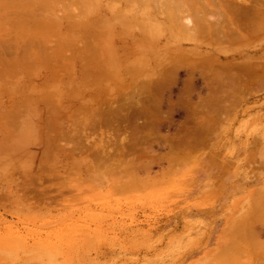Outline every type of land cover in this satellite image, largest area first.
Segmentation results:
<instances>
[{"label":"rangeland","instance_id":"obj_1","mask_svg":"<svg viewBox=\"0 0 264 264\" xmlns=\"http://www.w3.org/2000/svg\"><path fill=\"white\" fill-rule=\"evenodd\" d=\"M4 1L0 0V11H2L0 12V29L2 30L0 31V52L2 51L0 54V119L3 118L0 120V129L6 130L5 121H10L9 126L14 122V128L13 125L10 126L11 132H15L18 136L8 138V134H11L9 130L5 131L7 136H3L4 132L0 133V147H3L0 148V196L3 197L6 194L12 196L11 201L9 196L8 198L4 196L8 199L7 201L4 197H0L3 200L0 199V255L3 262L1 264H224L219 261L221 257L224 258L233 252L239 255L238 249L240 250L244 244L248 246L246 241L239 239L240 233L245 225L256 218V214L264 204V75L261 79L257 78V81L255 79V82H251L254 83L252 87L248 84L246 86L248 89L244 88L243 92L246 94L243 92L242 96L231 94L232 97L221 95L222 98L218 97L220 94L224 95V92H220L218 96L216 92L210 93L209 91L212 90L208 89L207 80L194 75L197 78L196 91L184 93V90L178 88L179 90L156 94L159 96H157L159 99L155 100L156 103L150 100L147 101L151 104L146 103L140 99L142 95L132 91L127 84L142 82L152 75V68L156 65L167 64L166 51H156L153 48L155 38H159L157 40L159 42L162 41L161 46L167 43L166 39L170 38V32L164 31L166 27L163 24L150 21V14L154 7L152 2L151 5L148 3L149 6H140L143 2H139L138 5L136 2L133 6L135 8L127 7L128 12L126 11L125 15L120 10L125 11L127 5L122 6L119 2L108 0ZM42 1L44 3L48 1L49 6L41 4ZM259 2L264 5V0ZM30 3L32 5L36 3V5L33 7ZM104 9L111 11V14H105ZM124 15L130 17V20L122 23ZM42 22L52 26L48 25L49 28H46L45 24H40ZM29 32L33 35H28ZM84 33L89 34L85 36L88 39H84ZM115 33L137 35L138 40L132 46L136 55L130 56L126 61L115 58L111 46L116 39ZM21 34L24 35L20 36ZM36 35L39 40L35 39V41L33 38H37ZM92 38L94 40L91 41ZM89 42L92 43L89 45ZM63 43L66 44V48L65 52L61 53L65 47ZM84 44L85 49H83ZM87 46L93 47L87 50ZM57 47H60L58 48L60 51ZM183 47L189 53L196 52L195 45L191 42H184ZM43 50L49 53L46 55L42 52ZM245 50H247V57H256L259 59V64L261 63V66L263 64L262 67H264V34L253 41L251 46H231L220 55V59L217 57L215 59H219L218 61L224 65H234L244 61L245 53L242 52ZM147 51L153 54L146 55ZM208 51L210 50L204 48L202 53L210 55L212 50ZM54 52L60 57L58 55L57 58ZM120 52L123 51L120 50ZM41 54L46 55L48 59L52 57V63L50 59H44ZM87 56H90L89 59ZM52 64L54 67L57 66L54 68L55 71L52 69ZM121 66L131 67L133 71L128 75L120 68ZM118 67L119 70H117ZM189 75L192 76L187 74L185 69L181 70L180 82L184 83L193 79V76L190 78ZM187 97H191L192 100ZM208 97L212 100L208 101ZM130 98H132L131 102H139L141 108H149V111L152 109V112H156V115L153 113L154 116L151 114V118L144 115L137 116L140 123L144 120L143 124L146 121L155 122L154 146H152L155 153L148 158L150 164L147 162L148 166L143 168L139 175L134 176V179L123 171L122 175L118 176V174L112 175L105 173L104 170L103 173L100 172L101 169L90 167L86 162L90 158L89 155H85V157L88 156L86 158L83 154L82 156L76 154L73 157L68 155L66 159L63 158L66 154L49 152L48 149L43 150V145L40 146L51 140V137L48 139L44 137L46 130V135L51 136L53 134L48 132L55 131L54 125L63 123L64 126H68L66 124L70 122L72 125V119L66 120L67 113L71 114V111L67 110L72 109V113H75L72 116L68 114L69 118L70 116L75 118L78 114L77 116H81V119L82 114L87 110L85 113L88 114H86L88 118L84 117V113L85 119L78 120L84 124L91 119L89 114L95 111L91 108L100 110V113L97 110L95 113V116L99 117L102 109L109 110L108 106L109 108L118 107L125 102V99L130 101ZM215 98L219 99L216 104L212 102ZM70 105L73 107H69ZM201 105L210 109L200 108ZM81 107L87 109L83 112L84 108L79 109ZM75 109L82 111V114L78 110L79 113H76ZM130 110L126 107L123 113L132 116L130 118L133 121L135 120L134 111ZM135 111L140 110L137 108ZM4 112L10 115L9 119L7 115H3ZM222 115L223 117H219ZM95 116L93 115L92 118L96 119ZM77 118L73 123L78 125ZM44 120H49L45 122L46 124L52 120L50 122L54 123L52 128L50 124V126L47 125L49 129L44 128L41 122ZM121 124L126 125L127 122L122 121ZM9 126L8 129H10ZM55 132L58 133L57 130ZM124 135V130L120 131L119 138H123ZM180 135L186 139L182 141L183 143L181 142L182 144L186 141H189L186 142L187 144H193L192 147L190 146L193 154L187 151L189 156L184 155L183 152H186L184 145L179 146L178 150L181 148L182 152L178 156L179 159L176 158L181 163L179 165L174 159L171 163L166 154L171 148L174 151V145L171 147V142L168 143L170 139H179ZM165 139H168V142ZM65 140L59 141L61 142L59 144L64 145ZM25 147V151L22 150ZM51 153L54 157V160L52 157L53 161L47 157L52 156ZM180 158L182 161H179ZM174 162L177 166L172 170L170 163L173 165ZM63 164H65L64 167H62ZM37 166L47 168L40 170ZM46 170L48 172H45ZM164 170L168 172L165 174ZM31 172L34 175L32 174L30 179ZM38 172H43L44 175L40 174V176L43 175L40 177ZM58 173H61L60 177L75 175L76 181L78 177L84 178L85 181L81 187L84 189L85 186H89L90 190L86 188L84 197L78 195V198L72 200L71 197L70 200L59 199L57 196L59 193L57 192L56 195L57 190L53 187L51 191L54 195L52 196H57L58 201L52 200L55 199L52 196L50 197L52 201L47 202L43 199L44 204L34 201L35 199L32 200L33 204L28 200L30 198L22 200L23 191L20 185L23 182L28 184V179L29 184L34 183L35 175L38 176L36 179L39 178L41 181L44 177V181L47 178L51 180L54 175L59 176ZM65 180L66 183H71L72 179ZM131 181L134 183L141 181V184L136 182L135 185ZM47 183L50 184L46 181ZM31 191L35 192L33 189ZM262 223H258L255 231L258 239L264 242ZM245 233L241 234L245 235ZM250 240L253 245L252 239ZM234 246H237L238 249L235 248L237 251L229 253L228 251L235 250ZM223 252L226 255L219 257ZM244 253H246L245 249ZM244 255L250 259L249 253ZM244 255H240L241 258ZM231 257L228 256V261L233 259ZM243 258L247 259L245 256Z\"/></svg>","mask_w":264,"mask_h":264},{"label":"bare ground","instance_id":"obj_2","mask_svg":"<svg viewBox=\"0 0 264 264\" xmlns=\"http://www.w3.org/2000/svg\"><path fill=\"white\" fill-rule=\"evenodd\" d=\"M1 1H4V0H1ZM109 2H112V1H115V2H119L123 5H127L126 8H125V11L123 10H120L122 14H125L128 12L126 9L127 7L133 9L135 7H133L134 5H136V2L137 5L140 4V6H145V5H148L152 2V5H154V9L152 8V11H151V14H150V21L156 23H161L163 24V26L166 27V29L164 30L165 32L166 31H169L170 33V38L166 39L167 40V43L163 44L161 46V42L162 41H157L159 38H155V45H154V48L156 51H166V58L168 61H167V64L165 63V65L163 63H159V65H156L155 68H152V75L150 77H148L147 79H145L144 81L142 82H135L133 83L132 85H129L127 84V87H130L132 91L136 92V93H139L142 95V97L140 98L141 100H144L146 103L150 100V101H155V100H158L159 96L157 97L156 94H160V93H165V92H168V91H171V90H175V89H180V90H184V93L185 91H196L195 90V87H196V81H197V78H204L207 80V86H208V89L209 90H212V91H209L210 93L213 94V92H216V95L218 96L221 93L224 92V95L223 94H220V96L218 98L221 97V95L224 97L227 95V97H232L231 94H234V95H240L242 96L243 93L246 94V92H243L244 91V88L249 84L250 86L249 87H252L251 85L254 84V83H251V82H255L259 79L262 78V76L264 75V67L263 64L262 66L259 64L258 60L256 57L254 58H250V57H247L246 56V52L247 50L243 51L242 53H245V57L244 58V61L243 62H240V63H234V65L232 63H229V64H232V65H224V64H221L218 60L220 59V55L221 54H224V52H226L225 50H228L229 47L231 46H237V45H244V46H251V43L253 41H255L256 39H258L259 37H262V34H264V5L261 4L259 2V0H108ZM5 2V1H4ZM4 2H1V3H4ZM18 2V0H17ZM140 2V3H139ZM44 2L42 1L41 4H43ZM149 3V4H148ZM32 5V3H30ZM41 4H39L41 6ZM48 4V1L44 3V5L47 6ZM50 4V3H49ZM48 4V6H49ZM120 4V5H121ZM36 5V3H35ZM34 4L32 5L33 7L35 6ZM71 5V3H70ZM151 5V4H150ZM157 5V6H156ZM38 6V5H37ZM40 6L38 7V9L40 8ZM47 6V7H48ZM68 6V5H67ZM146 6V7H148ZM156 6V8H155ZM21 7V6H20ZM24 7H27V6H24ZM41 7H45V6H41ZM46 7V8H47ZM70 7V6H69ZM68 7V8H69ZM139 7V6H138ZM17 8V6H16ZM61 8V6L59 7ZM66 9V6L64 7ZM5 9V8H4ZM3 9V10H4ZM21 9H23L21 7ZM121 9V8H120ZM6 10V9H5ZM41 10V9H40ZM67 10V9H66ZM105 10V9H104ZM129 10V9H128ZM146 10V9H144ZM17 11V10H16ZM127 11V12H126ZM150 11V10H149ZM2 12V11H0ZM45 12V11H44ZM48 12V11H47ZM66 12V11H65ZM105 14H111V11L108 12L107 10L104 11ZM140 12V11H138ZM147 13L145 11H142V13ZM70 13V12H69ZM10 14V13H9ZM13 15V13H11ZM18 14V13H17ZM16 14V15H17ZM20 15V14H18ZM114 14L112 13V16ZM123 16L122 17V23H125L126 21H129L130 20V17L128 18L127 16ZM10 16V15H9ZM27 16V14H26ZM122 16V15H121ZM12 17V16H11ZM120 17V16H119ZM22 18V17H21ZM100 18V17H99ZM5 19H7L5 17ZM17 19V18H16ZM103 19V18H102ZM18 20V19H17ZM160 20H162L160 22ZM6 21V20H5ZM4 21V22H5ZM116 21V20H115ZM15 22V21H14ZM18 23V22H17ZM36 24V23H35ZM41 25L45 24L47 26L44 25V27L46 28H49V26L51 27L52 25H49V24H46L44 22L40 23ZM53 24V23H52ZM40 25V26H41ZM49 25V26H48ZM114 25V24H113ZM159 25V24H158ZM28 26V25H27ZM39 26V27H40ZM1 27V26H0ZM8 27V26H7ZM33 27V26H32ZM42 27V26H41ZM14 28V27H13ZM162 28V26H161ZM3 29V28H2ZM9 29V27H8ZM39 29V28H38ZM42 29V28H41ZM44 29V28H43ZM16 30V29H15ZM34 30V29H33ZM0 31L2 32V30L0 29ZM5 31V29H4ZM11 31V30H10ZM40 31V30H38ZM7 33V32H6ZM16 33V32H15ZM24 33V32H23ZM57 34V33H56ZM85 34V33H84ZM2 35V34H1ZM24 34H21L20 36H22ZM28 35H33V33L31 34L29 32ZM41 34H39L40 36ZM86 35H89V34H85L83 35L84 36V39H88V37H85ZM19 36V35H18ZM27 37V34L25 35ZM38 35H36L37 37ZM48 36V35H47ZM46 36V37H47ZM91 36V34H90ZM89 36V38H90ZM94 36V35H93ZM115 36H116V39L112 42V48H113V52H114V56L117 60H122V61H126L127 59H129L130 56H134L136 55V52L134 51V49H132V46L135 45V43L137 42V35L134 33V34H124V33H115ZM6 37V36H5ZM11 37V36H10ZM24 37V36H23ZM25 37V38H26ZM43 37V36H42ZM41 37V38H42ZM55 37V36H54ZM58 37V36H57ZM92 37V36H91ZM32 38V37H31ZM94 38V37H93ZM91 39L94 40V39ZM167 38V36H166ZM22 39V38H21ZM30 39V38H29ZM34 40L38 39L37 38H33ZM10 40V39H9ZM35 40V41H36ZM39 40V39H38ZM41 40V39H40ZM43 40H44V37H43ZM42 40V41H43ZM17 41V40H16ZM65 41V40H64ZM63 41V42H64ZM14 42V41H13ZM19 42V41H18ZM30 42V40H29ZM40 42V41H38ZM44 42V41H43ZM60 42H62V40H60ZM82 42H84V40H82ZM159 42V43H158ZM184 42H191L195 45V48H196V52L194 53H189L187 52L186 49H184L183 47V44ZM47 43V42H46ZM88 43V42H87ZM92 43V42H91ZM89 42V45L91 44ZM161 43V44H160ZM6 44V42H5ZM4 44V45H5ZM10 44V43H9ZM8 44V45H9ZM35 45H37L36 43H34ZM41 44V43H40ZM65 44V43H63ZM62 44V46H63ZM72 44V43H70ZM70 44H67V45H70ZM86 44V43H85ZM85 44L83 45L85 49ZM7 45V46H8ZM13 45V44H12ZM43 45V44H42ZM87 45V44H86ZM15 46V45H14ZM13 46V47H14ZM38 46V45H37ZM44 46V45H43ZM48 46V45H47ZM58 46V44H57ZM59 46H61V44L59 43ZM74 46V45H73ZM72 46V47H73ZM16 47V46H15ZM88 47V46H87ZM93 47V46H92ZM88 47L87 50L89 49H92ZM6 48V47H5ZM12 48V47H11ZM46 48V47H44ZM60 49V47H57V49ZM64 49L61 50V53L65 52V48H66V44H65V47H63ZM204 48L208 49V50H212V52H210V55L208 54H203V50ZM42 49V48H41ZM49 49V48H48ZM58 49V50H59ZM47 50V49H46ZM50 50V49H49ZM58 50L55 52H58ZM123 51L122 53L120 52ZM257 51V49H255ZM26 51V50H25ZM31 51V50H30ZM53 51V50H52ZM51 51V52H52ZM60 51V50H59ZM2 52V51H1ZM0 52V54H1ZM5 52V51H4ZM16 52V51H15ZM29 52V51H28ZM43 53H45V51L43 50L42 51ZM47 52V51H46ZM54 52V54H56ZM11 53V52H10ZM13 53V52H12ZM25 53V52H24ZM23 53V54H24ZM49 53V52H47ZM47 53H45L47 55ZM26 54V53H25ZM30 54V53H29ZM92 54V53H91ZM89 54V55H91ZM97 54V52H96ZM122 54H123V58L122 57ZM151 55L153 54V52H149L147 51L146 52V55ZM28 55V53L26 54ZM25 55V56H26ZM43 55V54H41ZM40 55V56H41ZM46 55H43L44 56V59L48 57ZM59 55V54H58ZM58 55L56 54L57 58H58ZM86 55V54H85ZM95 55V53L93 54ZM19 56V55H18ZM17 56V57H18ZM49 56V55H48ZM53 56V55H52ZM55 57V55H54ZM54 57H53V60H54ZM60 57V55H59ZM88 57V56H87ZM90 57V56H89ZM88 57V59H89ZM215 57L219 58V59H215ZM20 58V57H19ZM30 58V57H29ZM66 58V57H65ZM241 58V59H243ZM21 59V58H20ZM51 63H52V57L49 58ZM48 59V60H49ZM87 60V59H86ZM14 61V60H13ZM21 62V61H19ZM152 62V61H151ZM50 64V62L48 63ZM54 64V63H53ZM52 64V65H53ZM57 64V62H56ZM55 64V66H56ZM96 64V63H95ZM163 64V65H162ZM3 65V64H2ZM10 65V64H9ZM99 65V64H97ZM104 65V64H103ZM59 67V66H58ZM61 67V66H60ZM104 67V66H103ZM54 68H57L54 67L53 65V70ZM100 68V67H99ZM115 68V67H114ZM120 68H122V70L126 73H128V75L131 74V72L133 71V69H131V67H124V66H121ZM183 69L186 70L187 74H192L193 76V79H189L187 81H184V83L180 82L179 80V76H180V71ZM56 70V69H55ZM54 70V71H55ZM99 70V69H98ZM115 70V69H114ZM119 70V67L118 69ZM121 70V71H122ZM52 71V70H51ZM59 72V70H57ZM64 71V70H63ZM106 72V71H105ZM116 72V71H115ZM84 73V72H83ZM52 75V73H51ZM57 75V74H56ZM88 75V74H87ZM194 75H196V77H194ZM64 76V75H63ZM89 76V75H88ZM190 76V75H189ZM192 76H190V78H192ZM55 77V76H53ZM194 78H196L194 80ZM86 79V78H85ZM256 79V80H255ZM194 80V81H193ZM255 80V81H254ZM263 80V79H262ZM85 82V81H84ZM203 82V81H202ZM70 83V82H69ZM251 83V84H250ZM260 84V82H258ZM84 84V83H83ZM248 89V87H246ZM178 89V90H179ZM200 89V88H199ZM198 89V90H199ZM203 89V88H201ZM119 90V88H118ZM239 91V92H238ZM247 91V90H246ZM101 92V91H100ZM203 92V91H202ZM200 92V93H202ZM218 92V94H217ZM238 92V93H237ZM243 92V93H242ZM191 93V92H190ZM198 93V91H197ZM208 93V91H207ZM105 94V93H104ZM132 94V93H131ZM211 94V95H212ZM230 94V95H229ZM100 95V94H99ZM109 95V94H107ZM134 95V94H133ZM131 96L130 97H134V96ZM140 95V96H141ZM162 95V94H161ZM186 95V94H185ZM190 95V94H189ZM188 94L186 96H189ZM194 95V94H193ZM208 95V94H207ZM210 95V94H209ZM198 96V95H197ZM201 96V94H200ZM239 96V98H240ZM30 97V96H29ZM94 97V96H93ZM113 97V96H111ZM117 97V96H116ZM115 97V98H116ZM203 97V95H202ZM25 98V97H24ZM73 98V97H72ZM121 98V97H120ZM163 98V97H162ZM186 98V97H185ZM188 98V97H187ZM191 98V97H189ZM188 98V99H189ZM199 98V97H198ZM204 98V97H203ZM211 97H208V101H211L212 98L210 99ZM222 98V97H221ZM242 98V97H241ZM29 99V98H28ZM40 99V98H39ZM96 99V98H94ZM131 99L130 98V101H128V99L126 100L125 99V102L124 103H121V105H119L118 107H110L109 106L107 107L109 110H105L102 109V113L99 117H96L95 116V113H97V111L100 113V110L97 109H92L91 110H95L93 111V113H90L92 115L89 114V116H91L88 120V122L84 123L83 122H80L82 119H85L87 117V113H85L87 110V108H84V107H81L79 109H83V112L84 113L82 114V111L80 112L79 109H75L76 110V113L79 111L81 114H82V119H81V116L78 117L77 115H75L77 118V122H79V124L77 125V123H73L74 119L75 118H72L71 116L74 115L75 113H72V109L70 110L69 107H71L72 105H70L68 107L69 110L67 111H71V114L70 113H67V117L64 116L67 119H72V125H71V122L69 124H66L68 126H64V124H59L58 125H54L56 126V128L54 127L53 129H55V131L57 130L58 133L56 134L55 131V134L53 132H48L50 134H53V135H46L47 133V130H46V133H45V136L47 139L50 138L51 140H48L46 141L44 144L42 143L40 146L43 147V150H47L49 152H53L55 151L56 153L59 152V153H63V154H66L63 156V158H66V156L68 157V155L70 156H76V154H82L84 155H89L90 158L87 159L88 161L87 164L92 167V168H97V169H101L100 172H103L105 171V173H109V174H118L119 175H122V171L124 172V174H126L127 176H131L130 178L131 179H134V176L136 177L137 175L140 174V171L145 168L147 165V162H149L150 164V161H148L149 157L151 155H153L155 152L152 150V146L153 145V142H154V128H155V122L154 121H146L145 124H143V122H139V120L137 119V116H140V115H144V116H147V117H150L153 115L154 112H152V109L149 111L147 108H141L139 105L140 103L137 101H132L131 102ZM134 99V98H133ZM206 99V97H205ZM43 100V99H42ZM41 100V101H42ZM45 100V99H44ZM89 100V99H88ZM100 100V99H99ZM122 100V99H121ZM148 100V101H147ZM192 100V98H191ZM219 100V99H218ZM216 98H215V101H212L216 104V101H218ZM23 101V100H22ZM21 101V102H22ZM48 101V100H47ZM95 101V100H94ZM190 101V100H189ZM203 101L205 102L206 100L203 99ZM49 102V101H48ZM97 102V101H96ZM102 102V101H101ZM158 102V101H157ZM201 102V101H200ZM64 103V102H63ZM106 103V101H105ZM109 103V102H108ZM107 103V104H108ZM150 103V102H148ZM156 103V101H155ZM154 103V104H155ZM190 103V102H188ZM203 103V102H201ZM206 103V102H205ZM25 104V103H24ZM36 104V103H35ZM92 104V103H91ZM94 104V103H93ZM151 104V103H150ZM149 104V105H150ZM153 104V105H154ZM200 104V103H199ZM211 104V102H210ZM214 104V105H215ZM22 105V104H21ZM44 105V104H43ZM42 105V106H43ZM48 105V104H47ZM112 105V104H111ZM143 105V103H142ZM208 105V104H206ZM213 105V104H212ZM23 106V105H22ZM26 106V105H25ZM84 106V105H83ZM104 106V105H103ZM144 106V105H143ZM142 106V107H143ZM191 106V105H190ZM194 106V105H193ZM205 106V105H203ZM201 105L200 108L203 107ZM49 107V106H47ZM73 107V106H72ZM71 107V108H72ZM80 107V106H79ZM94 107V105H93ZM100 107V106H99ZM126 107H129L131 110L130 111H134V119L135 120H131L130 115L126 114V113H123V110L126 109ZM136 107V108H134ZM152 107V106H151ZM150 107V108H151ZM155 107V106H153ZM192 107V106H191ZM210 107V106H209ZM215 107V106H214ZM22 108V107H21ZM27 108V107H26ZM42 108V107H41ZM52 107H50L51 109ZM67 108V107H66ZM137 108H139L140 111H135ZM204 108V107H203ZM40 109V108H39ZM65 109V108H63ZM101 109V108H100ZM156 109V108H155ZM154 109V110H155ZM206 109V108H204ZM210 109V108H208ZM206 109V110H208ZM213 109V108H211ZM10 110V109H9ZM33 110V109H32ZM45 110V109H44ZM48 110V109H47ZM46 110V111H47ZM66 110V109H65ZM78 110V111H77ZM97 110V111H96ZM129 110V109H128ZM205 110V112H206ZM218 110V109H217ZM25 111H28V110H25ZM31 111V109L29 110ZM35 111V110H34ZM43 111V109H42ZM57 111V110H55ZM64 111V110H63ZM62 113H66V112H63ZM90 111V110H89ZM105 111V112H103ZM129 111V112H130ZM213 111V110H212ZM211 111V112H212ZM14 112V111H12ZM48 114L50 115L49 113V110L47 111ZM46 112V114H47ZM78 112V113H79ZM92 112V111H91ZM152 112V113H151ZM217 112V111H216ZM221 112V111H220ZM9 113V112H8ZM24 113V112H23ZM53 113V112H52ZM55 113V112H54ZM131 113V112H130ZM129 113V114H130ZM156 113V112H155ZM154 113V115H156ZM218 113V112H217ZM223 113V112H222ZM221 113V114H222ZM26 114V113H25ZM70 118H69V115ZM87 114V115H86ZM152 114V115H151ZM196 114V113H195ZM205 114V113H204ZM208 114V113H207ZM210 114V113H209ZM212 114V113H211ZM216 114V113H215ZM225 114V113H224ZM4 116H6L7 114H3ZM15 115V114H14ZM84 115V117H83ZM95 116L96 119L92 118V116ZM99 115V114H98ZM153 115V116H154ZM200 115V114H199ZM16 116V115H15ZM14 116V117H15ZM47 115H45L46 117ZM194 116V115H193ZM6 117H10V115L8 114ZM48 117V116H47ZM54 117V116H52ZM74 117V116H73ZM219 117H223L222 116H219ZM2 118V117H1ZM38 118H39V115H38ZM49 118V117H48ZM47 118V119H48ZM50 118H51V115H50ZM88 118V117H87ZM86 118V119H87ZM195 118V116H194ZM3 119V118H2ZM0 119V120H2ZM6 118H4L5 120ZM11 119V118H10ZM21 119V118H19ZM43 119H45L43 117ZM81 119V120H80ZM133 119V118H132ZM50 120V119H49ZM49 120H44V121H41L43 122V126L44 128H48V126H50L52 128V124L54 123H50V122H47L48 124H46L45 122L46 121H49ZM80 120V121H78ZM151 120V119H150ZM17 121V120H16ZM20 121V120H19ZM59 121H63V120H59ZM122 121H126L127 124L126 125H122L121 122ZM65 123H67L65 120L63 121ZM76 122V121H75ZM8 125H7V124ZM45 123V124H44ZM82 123V124H81ZM2 124V123H1ZM5 128L7 130L10 131L11 134H8L9 136L6 135L5 131L4 130H1L0 129V133L1 132H4L5 134L3 136H7L8 138L12 139V137H14L16 135L15 132H11V127L12 126L14 128V122L12 123V125L9 126L10 124V121L6 122L5 121ZM50 124V125H49ZM57 124V123H56ZM196 124V123H195ZM46 125V127H45ZM8 126L10 129H8ZM208 126V125H207ZM19 127V126H18ZM66 127V129L64 128ZM130 127V128H129ZM206 127V126H205ZM2 128V127H1ZM41 128V126L39 127ZM18 129V128H17ZM49 129V128H48ZM130 129V130H129ZM186 129V128H185ZM184 129V130H185ZM208 129V128H207ZM20 130V128H19ZM90 130V131H89ZM122 130H124L125 132V135L123 138H119V133L120 131L122 132ZM142 130L144 132H142ZM187 130V129H186ZM189 130V129H188ZM42 131V130H40ZM45 131V129L43 130ZM49 131V130H48ZM22 132V131H21ZM36 132V131H35ZM3 134V133H2ZM23 134V133H22ZM184 134V133H183ZM196 134V132H195ZM40 135V134H39ZM44 135V134H43ZM18 136V135H16ZM33 136V135H32ZM42 136V135H41ZM168 136V135H167ZM179 135H177L178 137ZM185 136L187 137V135L185 134ZM195 136V135H194ZM35 137V136H34ZM65 140V144L63 145H60L59 141ZM192 137V136H190ZM19 138V137H18ZM45 138V139H46ZM164 138H167V137H164ZM173 138V136L171 137ZM188 138V137H187ZM194 138V137H193ZM201 138V137H200ZM20 139V138H19ZM44 139V140H45ZM195 139V138H194ZM166 142H168V139H165ZM185 137L184 136H181L180 135V138H175V139H170V141L168 143L171 142L172 146L174 145V151L177 149V151H173V149L171 148L170 149V152L168 151V153L166 155H168V159L171 160V163L172 162V159L174 160H177L176 158H178V156H180L182 154V152L180 150H178L179 146L181 145H184V149H186V152H183L184 155H187L189 156V154H187V151H190L189 153H191V147L192 145L190 143H186V142H189V141H186L184 144H182L183 142L182 141H185ZM67 141V142H66ZM195 141V140H194ZM6 142V141H5ZM11 142V141H10ZM9 142V144H10ZM182 142V143H181ZM190 142H193V140H190ZM198 142V141H197ZM206 142V141H205ZM204 142V143H205ZM12 143V142H11ZM35 143V142H34ZM33 143V144H34ZM148 144V145H143V144ZM176 143H179V144H176ZM176 144V145H175ZM195 144V143H194ZM199 144V142H198ZM203 144V143H202ZM28 145V144H27ZM32 145V144H31ZM191 146V147H190ZM18 147V146H17ZM29 147V146H28ZM0 148H3V147H0ZM30 148V147H29ZM27 148V149H29ZM50 148V149H49ZM154 148V147H153ZM176 148V149H175ZM191 148V149H190ZM26 149L25 148H22V150ZM166 149V148H165ZM6 151V150H5ZM25 151V150H24ZM30 151V150H29ZM197 151V150H196ZM3 152V151H2ZM49 152H44L45 154L49 153ZM87 152V154L84 153ZM4 153V152H3ZM43 153V152H42ZM43 154L45 157L47 155ZM58 154V153H57ZM193 154V153H191ZM52 155V153H51ZM182 155V156H184ZM161 156V155H160ZM164 156V154L162 155V157ZM40 157V156H39ZM47 157H50L51 160L50 161H53L54 160V157L53 155L50 156L48 155ZM52 157H53V160H52ZM88 157V156H86ZM85 157V158H86ZM166 157V156H165ZM42 158V157H41ZM41 158H38V159H41ZM58 158V157H57ZM62 158V157H60ZM161 158V157H160ZM47 159V158H46ZM59 159V158H58ZM67 159V158H66ZM66 159H64L66 161ZM71 159V158H70ZM74 159V158H73ZM165 159V158H164ZM179 159V158H178ZM33 160V159H32ZM69 160V159H68ZM85 160V159H84ZM154 160V158H153ZM168 160V161H169ZM179 161H182V159L180 158ZM185 161V160H184ZM183 161V163H184ZM31 162V160H30ZM34 162H36V160H34ZM41 162V160L39 161ZM56 163V161H55ZM63 163V162H62ZM65 163V162H64ZM170 163V168L173 170V168L175 166H177V164H171ZM177 163L178 160H177ZM59 164V163H58ZM86 164V163H85ZM169 164V163H168ZM181 163H179L180 165ZM67 165H68V161H67ZM65 164L62 165V167H64ZM150 166V165H149ZM169 166V165H168ZM38 169L40 168V170H42L43 168H47V167H39L37 166ZM60 167V166H59ZM58 167V169H59ZM84 167V165H83ZM68 168V166H67ZM124 168V169H123ZM37 169V170H38ZM57 169V168H56ZM126 169V170H125ZM165 169V168H164ZM175 169V168H174ZM36 170V172H37ZM49 170V169H48ZM53 170V169H51ZM91 170V169H90ZM104 170V171H103ZM145 170V169H144ZM167 170V169H166ZM164 170V172L166 171ZM57 171V170H56ZM45 172H48L47 170ZM98 172V171H97ZM168 172V171H167ZM165 172V174L167 173ZM39 173V174H38ZM37 174L40 176V174H43V172H38ZM102 173V174H103ZM30 174V173H29ZM34 175V173L31 172L30 174V179H31V175ZM36 174V173H35ZM59 174V173H58ZM65 174V173H63ZM44 175V174H43ZM42 175V176H43ZM46 175V173H45ZM61 173L59 174V176H56L54 175V177L50 179L47 178V182H50V184H46V181H44L43 179L45 178H42V181L41 179L37 178L38 177L37 175H35L36 177H34V183L33 182H30L31 184H29V181H28V184L23 182L22 185H20V188L21 190L23 191V194H22V197L23 198L22 200L25 199H28L31 201V203H33L34 201H40L39 203H43V201H49L51 200V196L54 195V193L51 191V189L54 187L56 190V195L59 193V196L58 198L59 199H70L71 200V197H72V200L73 199H76L78 198L79 196L80 197H84L83 193L89 189V186H83L84 189L81 187L85 181V179L83 178H79L77 175V181L75 180V175L74 177L71 175V176H68L66 177L65 175L61 176ZM40 176V177H42ZM53 176V175H52ZM58 178H56V177ZM47 177V175H46ZM73 177V178H72ZM123 177V176H122ZM133 177V178H132ZM72 179L70 182L71 183H66V180L65 179ZM33 179V177H32ZM82 179V180H81ZM36 180V181H35ZM38 180V181H37ZM136 180V179H135ZM138 180V179H137ZM25 181V180H24ZM26 181V182H27ZM33 181V180H31ZM40 181V182H39ZM129 181V180H128ZM134 181V180H133ZM132 182V181H131ZM137 184H141L140 182L141 181H136ZM135 182V183H136ZM139 182V183H138ZM145 182V181H144ZM142 182V184L144 183ZM34 185H33V184ZM37 183V184H35ZM133 184H135L134 182H132ZM153 183V182H152ZM88 184V183H86ZM145 184V183H144ZM80 185V186H79ZM90 185V184H89ZM136 185V184H135ZM131 186H129L130 188ZM135 187V186H134ZM33 189V192L35 190L34 193H32L31 189ZM87 188V189H86ZM11 190V188H9ZM29 189V190H28ZM125 189V188H124ZM128 189V188H127ZM133 189V188H131ZM130 189V190H131ZM84 190V191H83ZM86 190V191H85ZM30 191V192H29ZM52 192V194L50 195V193ZM58 192V193H57ZM10 193V192H9ZM8 193V194H9ZM30 193V194H29ZM88 193V192H87ZM18 194V193H17ZM3 195V194H2ZM55 195V196H56ZM79 195V196H78ZM89 195V194H88ZM87 195V196H88ZM99 195V194H98ZM97 195V196H98ZM4 196H9V198L12 196L9 195H3ZM19 196V194H18ZM56 196V197H57ZM78 196V197H77ZM86 196V197H87ZM1 198H3L2 196H0ZM5 198V201H7L8 199ZM56 197H53L52 198H55V199H52V200H56ZM62 197V198H60ZM70 197V198H69ZM89 197V196H88ZM0 198V199H1ZM8 198V197H7ZM11 198H10V201H11ZM57 198V199H58ZM96 198V197H95ZM35 199V200H34ZM45 199V200H43ZM2 200V199H1ZM34 200V201H32ZM51 200V201H52ZM3 201V200H2ZM36 201V202H37ZM42 201V202H41ZM58 201V200H56ZM9 202V201H8ZM63 202V201H62ZM4 203H7V202H4ZM3 203V204H4ZM17 203V202H16ZM61 203V201H60ZM68 203V202H67ZM65 203V204H67ZM8 204V203H7ZM10 204V203H9ZM12 204V203H11ZM34 204V203H33ZM38 204V203H37ZM15 205V204H14ZM17 205V204H16ZM41 205V204H40ZM68 205V204H67ZM9 206V205H7ZM12 206V205H11ZM58 206V205H57ZM61 206V205H60ZM63 206V205H62ZM18 207H21V205H18ZM64 207V206H63ZM62 207V208H63ZM5 208V207H3ZM11 209V207H9ZM13 208V207H12ZM264 204L261 206V209L260 211L256 214V218H254L253 220H251L247 225L244 226V228L242 229L241 233L243 232H246L245 235L241 234V236H239V239H243L244 241H246L245 243L248 245L247 247L245 246V252L244 253V249H242L243 247H240V250L242 249V253H240V250L238 248H236L235 246L233 247L234 249H238V253L239 255H237L236 252H233V251H237L236 249L235 250H231V251H228L226 247L225 249L230 253L233 252V254H227L229 257L232 256L231 258H233L231 260V258H229V260L231 261H228V256L225 253L226 250L224 249V252L222 253V255H220L219 257L221 256H225L224 258L221 257V260L219 261H222V263L224 264H264V242L262 241V239H258V237L256 236V227L258 226V223H262L261 221L264 220ZM264 225V221L262 223ZM246 230V231H245ZM256 236V237H255ZM260 236V234H259ZM252 239V243L253 245L251 244V240ZM239 241V240H238ZM233 244H234V241H232ZM263 242V243H262ZM231 243V242H230ZM242 243V242H241ZM244 243V242H243ZM250 243V244H249ZM241 246L243 244H240ZM239 247V246H238ZM230 248L231 245H230ZM229 248V249H230ZM251 255L250 256V259L248 258V256L244 255V254H248ZM236 253V254H235ZM238 257H237V256ZM240 255H244L246 258H243L244 256H241ZM217 258V257H216ZM215 258V259H216ZM241 259V260H240ZM245 259V260H244ZM243 260V261H242ZM4 261V260H3ZM218 258L216 259V262L218 263ZM3 263L2 262V259H1V255H0V264ZM218 264H221V263H218Z\"/></svg>","mask_w":264,"mask_h":264}]
</instances>
